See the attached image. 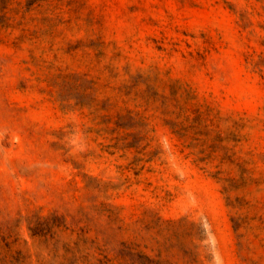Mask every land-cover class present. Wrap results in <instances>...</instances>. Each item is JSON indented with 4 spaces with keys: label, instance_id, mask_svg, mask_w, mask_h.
Wrapping results in <instances>:
<instances>
[{
    "label": "rangeland",
    "instance_id": "obj_1",
    "mask_svg": "<svg viewBox=\"0 0 264 264\" xmlns=\"http://www.w3.org/2000/svg\"><path fill=\"white\" fill-rule=\"evenodd\" d=\"M0 264H264V0H0Z\"/></svg>",
    "mask_w": 264,
    "mask_h": 264
}]
</instances>
